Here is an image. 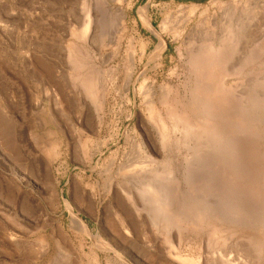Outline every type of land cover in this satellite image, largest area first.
<instances>
[{
	"label": "rangeland",
	"instance_id": "obj_1",
	"mask_svg": "<svg viewBox=\"0 0 264 264\" xmlns=\"http://www.w3.org/2000/svg\"><path fill=\"white\" fill-rule=\"evenodd\" d=\"M0 264H264V0H0Z\"/></svg>",
	"mask_w": 264,
	"mask_h": 264
},
{
	"label": "bare ground",
	"instance_id": "obj_2",
	"mask_svg": "<svg viewBox=\"0 0 264 264\" xmlns=\"http://www.w3.org/2000/svg\"><path fill=\"white\" fill-rule=\"evenodd\" d=\"M80 221V220H79ZM187 263V262H186Z\"/></svg>",
	"mask_w": 264,
	"mask_h": 264
}]
</instances>
